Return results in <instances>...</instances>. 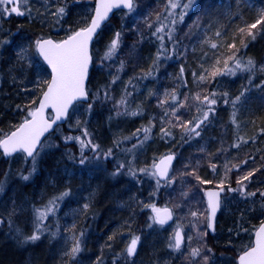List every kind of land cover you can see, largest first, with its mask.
<instances>
[{"label":"trees","instance_id":"trees-1","mask_svg":"<svg viewBox=\"0 0 264 264\" xmlns=\"http://www.w3.org/2000/svg\"><path fill=\"white\" fill-rule=\"evenodd\" d=\"M209 3L220 6L208 9L205 5ZM251 3L254 7L241 5L242 19H234L237 0H198L184 21L177 22L173 39L169 40L165 35V48L171 50L175 44V51H169V59L161 58L153 75L146 79L139 77L153 70L161 42L152 33L160 23H168L165 20L167 0H135L136 17L131 14L126 19L120 15L124 12L114 15L92 46L93 64L87 87L89 98L94 102L90 113L85 111L87 104L78 106L80 112L76 119L81 122L80 127L76 126L72 109L67 123L46 138L54 146L45 149L38 159L36 171L27 181L21 175H27L31 170V160L26 161L22 153L8 160L0 155V221H3L0 223V264H202L200 257L169 248L175 224H153L149 227L153 213L144 207L154 203L157 207L170 206L178 211L177 198L191 191L194 195L199 185L193 176L186 175L193 168L201 180L212 181L204 187H215L223 180L225 187L237 188L238 179L249 171L254 173L243 183L247 191L256 195L243 198L239 194H227V199L223 196L215 234L211 236L203 224L201 231H206L207 235L203 236L199 246L195 242L191 244L193 248H200L202 255H209L208 264H237V257L252 242L255 231L264 221V198L260 195L264 192V133L261 132L264 129V86H261L264 72L257 71L251 85L247 73H239L235 77H209L203 82L198 77L204 74L203 69L210 68L217 56L223 60L228 55L226 47H210L213 42L221 43L215 37V31L227 33L224 37L226 44L231 42L239 27L251 24L257 18L258 10L264 7V0H251ZM54 5L66 9L59 23L56 17H39H48L50 12H56L57 9L51 10ZM94 6L95 0L88 3L85 0H28L30 14L0 16V39L10 41L0 47V132L13 130L25 115L17 106L24 108L39 96L35 84L38 75L50 79V71L34 49L28 53L31 65L18 60V49L40 37L56 41L65 39L71 31L86 26ZM148 24L152 27L149 28ZM170 30L171 25L165 33ZM116 32L121 34L118 50L111 59H103ZM245 42L247 47H241L237 34L238 57L253 59L257 68L264 65V32ZM181 68L184 70L183 80L180 79ZM117 76L118 79L112 83ZM245 88L249 89L247 100L238 106L236 122L233 123L232 105L223 102L222 93L227 92L231 99ZM105 91L109 99L105 98ZM126 91L131 93L127 96V114L114 106L111 97L120 100ZM172 92L179 97L175 103L184 104L176 113L181 121H194L206 110L194 99L197 94L202 99L206 94L217 93L215 111L201 125L199 137L188 140L182 128L173 126L175 118L165 115L173 105ZM165 93L169 96L165 97ZM97 94L99 98H96ZM138 95H146L143 103H136ZM165 99L167 103L162 105L161 101ZM117 111L121 114L117 115ZM133 111L139 114L131 115ZM162 126L171 132L170 138H162ZM83 128L87 129L93 143L100 146L102 153L111 148L115 157L94 160V154L86 150L89 163L80 166L78 162L70 161L66 154L72 152L79 157V145L75 141L66 144L62 137L82 136ZM143 128L151 129L149 138L142 146L133 148L138 144V138L143 139ZM117 141H123L119 148L115 146ZM227 143L233 147L239 144V147H235L228 175L222 179L223 166L215 161L213 155ZM168 153L177 155L173 173L175 182L170 187L161 182L157 191L155 181L145 174L138 173L136 178L121 172L113 175L122 160L137 166L136 169H150L154 160ZM188 158L191 159L186 164V172L178 181L177 164ZM236 164L240 167L233 171ZM212 165H215V171ZM69 188L71 195L59 204L55 216L50 215L45 221L49 232L35 242L23 243L22 237L34 231L33 208H40ZM197 191L199 206L196 205L194 211L204 206L201 188ZM85 203L90 207L82 213ZM73 223L77 234L81 230L85 233L82 250L74 258L65 255L72 246V232L68 229ZM57 226L59 235L52 238L50 232L56 231ZM133 236L140 237L136 255L127 257L124 250ZM208 249H211V254Z\"/></svg>","mask_w":264,"mask_h":264},{"label":"snow or ice","instance_id":"snow-or-ice-1","mask_svg":"<svg viewBox=\"0 0 264 264\" xmlns=\"http://www.w3.org/2000/svg\"><path fill=\"white\" fill-rule=\"evenodd\" d=\"M198 4V0H167L166 5V15L165 20L167 24L160 23L153 31V36L159 40L160 47L157 51L153 70H150L148 73L139 77L140 79H146L151 77L154 73L156 67H158V62L161 58L169 59V51H175V44L171 50L165 48L164 40L165 35L169 40L173 39V32L175 31V26L177 22L182 23L185 16L193 8L194 5ZM28 0H0V16L8 17L11 15L24 16L30 14V9L27 7ZM254 7L251 3V0H237V12L234 15V19L241 18L242 13L240 7ZM220 5L207 4L205 7L211 9L213 7H218ZM180 9L179 12L176 9ZM113 9H124L127 14H132L137 11V6L135 0H97V5L95 7L94 15L87 22L86 26L80 27L71 33L62 40L56 41L51 38H37L31 44L26 46H21L17 52V58L20 61H27L31 65L32 60L28 55L30 49H34L35 54L42 58L43 62L50 67V79H44L42 76L37 77L35 82L36 88L39 90L40 94L38 97L32 99L30 104L24 108L17 106L20 111L25 112V115L22 117L18 125H15L13 130L8 133L0 132V155L5 157H11L13 154L22 153L24 158L27 161L29 158L31 160L32 168L27 175H21V178L25 181L36 171V165L39 157L44 153L45 149L51 148L54 145L50 144L47 139L42 141V138L45 137L46 133L54 130H59L60 123L64 122L68 118L69 109L72 108L75 112L78 110L80 104L87 103V113L91 112L92 104L94 100L89 98V89L87 87L88 76H89V67L92 63V55L90 51V45L92 43L93 37L97 35V30L101 28V25L108 19L109 14ZM66 14L65 7H58L55 13H52L57 18V23L59 20L63 19ZM160 17L157 15V20ZM171 25V30L165 33V29ZM149 28L152 27L151 24L147 25ZM257 30V31H254ZM259 32H264V7L258 10L257 18L251 24L245 23L244 26L239 27L236 32L233 33L231 42L224 43V37L227 33H222L220 30L215 31V37L219 38L221 43H211L210 47L212 49H218L220 47H226L228 49V55H226L223 60L219 56L214 60V63L208 69H203V73L198 77L199 81H206L209 77L214 79L216 76H231L235 77L239 73L248 74V83L251 85L252 78L254 77L257 71L264 72V65H261L257 68L255 61L251 58L244 60L241 57H238L239 49L236 44L237 34L240 37L241 47L246 48L247 43L246 39L250 38L254 40L256 35ZM163 33V35H162ZM120 32H116L114 38L107 46V51L103 59H111L116 51L118 50L120 43ZM10 43L6 38L0 39V47ZM175 43H179L176 41ZM222 65V66H221ZM124 65L121 62V69ZM119 71V70H118ZM183 68H181V77L183 80ZM195 73L193 76L195 77ZM117 77H114L111 81L115 83ZM131 85V81H129ZM42 86V87H41ZM264 86V82L262 85ZM134 87V86H133ZM249 91L248 88L243 89L239 95L229 99L228 93H222L223 102L225 104L231 103L233 108V123H235L236 111L238 106H242L246 100V93ZM108 92L105 91L104 96L108 98ZM131 93L126 91V95L122 97L116 107L122 109L125 114L128 113L127 109V96H130ZM165 97H168L169 94L165 93ZM171 100L173 105H170V111L165 113L166 116H172L175 118V124L173 126L180 127L186 133L187 139L190 140L194 137L200 136L201 125L204 124L209 119V114L213 113L215 109L212 107L218 103L217 93L212 92L206 94L201 99V96L197 94L194 99L200 102V105L206 107V110L200 113L199 118H194V121H181L180 117L176 115L179 108L184 107L183 103H175L179 100V97L175 92L171 94ZM96 98H99L98 94ZM187 100V97H185ZM167 103V99L161 101V104ZM35 105V107H32ZM74 105L76 107H74ZM49 109L51 112L49 113ZM200 111V108L197 109ZM121 112L117 111V115H120ZM131 115H137L138 112H131ZM172 123V121H169ZM81 122L77 120L76 126L80 127ZM140 131V130H138ZM144 135L143 139L138 138V144L133 145V148L137 146H142L143 142L149 138L150 128L142 129ZM161 136L162 138H170L171 132L167 128L161 127ZM261 132L264 133V129H261ZM184 137H182L183 139ZM63 141L67 144L69 142L75 141L79 145V157H77L72 152H68L67 158L70 161L78 162L80 166H84L89 163L90 158L85 155L86 150L91 151L94 156L92 159L99 160L101 158L108 159L112 156V149L109 148L103 153L100 151V146L93 143L91 135L88 133L86 128L82 129V136H64L62 137ZM130 139V138H126ZM123 141L115 142L117 148L120 147V144ZM247 142V141H245ZM234 147H239V144L234 145ZM124 151H131V149H125ZM203 151V149H201ZM134 159V157H133ZM175 159L174 153H168L158 160H154L151 168H140L133 170L132 163L127 165V174L134 178L139 174H145L155 181L156 190L158 191L161 187V182L165 186L170 187L175 182V177L170 175V170L172 167V162ZM247 163V161H244ZM126 167L125 163H118L116 172L113 175H119L121 170H124ZM187 167V166H186ZM213 171H215V165H212ZM230 170V169H229ZM195 169L187 172L186 175L193 176L200 184H211L212 181L201 180L199 176L195 175ZM254 173L252 171L247 172L241 179L237 180V188H231L228 186L225 189L224 181L221 180L219 184L215 186L214 189H209L203 192V195L206 197L204 201L203 210L197 209L195 211L190 210L189 214L195 220H205L206 227L208 229H213L214 231V221L218 210L221 208V194H225V199H227V193L238 192L239 195L243 198L253 197L256 195L255 192L247 191L244 181L250 180V177ZM155 192L152 193L155 196ZM71 195V189H65L62 193L57 196L52 197L48 202L41 206L40 208H33V219H34V231L31 235H26L22 237L23 243L35 242L41 238L46 232H49V226L45 223L47 218L55 216L58 211L59 204L66 198ZM183 196L187 197V193H182ZM261 197L264 198V192L260 193ZM90 204L85 203L82 206L81 212H87ZM144 207L149 208L153 215L150 217L149 227H152L153 224L164 226L168 224L173 218L172 210L168 207L160 208L157 207L154 203L144 205ZM264 207V206H262ZM3 221H0L2 223ZM76 225L73 223L68 231L72 232V246L69 251L65 252L66 256L75 257L82 249L81 242L85 233L81 230L78 234L75 232ZM247 231L246 229H241ZM198 235L201 237L206 236L207 232L200 233L199 229H196ZM60 229L57 226L56 231L50 232L52 238H56L59 235ZM113 239V237H109ZM191 240V237H188ZM140 237L133 236L129 243L127 244L124 252L127 257H133L136 255L137 245L139 243ZM184 244V234L182 229L177 226L176 230L173 233L172 239L169 241V248L179 251L181 246ZM211 254V249L207 250ZM190 255L193 257H200L202 264H208L209 255H202L200 248L191 249ZM238 264H264V222L261 223L260 227L254 233V239L251 243L246 245L241 254L238 257Z\"/></svg>","mask_w":264,"mask_h":264},{"label":"rangeland","instance_id":"rangeland-1","mask_svg":"<svg viewBox=\"0 0 264 264\" xmlns=\"http://www.w3.org/2000/svg\"><path fill=\"white\" fill-rule=\"evenodd\" d=\"M87 3L92 1V0H85ZM96 1V0H95ZM43 5H45L46 7H48L49 5H47L46 3H44ZM56 10L57 9V6L54 5L53 8H51V10ZM55 13V12H53ZM134 14L133 17H136L135 16V13H132ZM121 16H123L124 18H129L131 17V14H120ZM48 17L44 16V15H41L39 17H45V18H48V19H54L55 16L52 15V13L50 12L49 15H47ZM134 19V18H133ZM135 20V19H134ZM100 53V52H99ZM102 59V58H101ZM103 61V60H102ZM148 93H149V89H148ZM112 97V101H114V106L118 104L119 102V99L117 98L116 100L114 99V96H111ZM109 99V98H108ZM146 99V95L145 96H137L136 98V103L139 104V103H143L144 100ZM106 100V99H104ZM217 105V104H216ZM216 105L212 106L213 108L216 107ZM204 107V106H203ZM79 112H80V109L78 108V110L75 111V114H74V119L77 120L76 118L79 116ZM173 121H175V119H173ZM202 127V126H201ZM202 130L201 128L198 129V131ZM184 136H186V133L184 132ZM223 148V149H222ZM220 149H222L220 152L216 151L215 154L213 155L214 156V159L215 161H217L218 163H220L222 166H223V174L221 175V178L223 179L224 177H226L228 175L227 173V170H228V167H229V164H230V161L231 159L233 158V152L235 151V147L232 146L231 143H227L225 145H223ZM102 153V152H101ZM113 157H115V155L112 154V156L108 159H103V160H109V159H112ZM191 158H188L187 160L184 159V160H181L177 165V170H176V176L179 177L178 181L181 180V177L182 175L186 172L185 170L187 169V165L189 160ZM176 161H177V155H176ZM123 162V163H126V167L124 170H121V173H124L125 175H128L127 174V165L130 163H127L125 161H120V163ZM194 161H192L193 163ZM176 164V163H175ZM133 165V164H132ZM187 166V167H186ZM136 167L135 165H133V170H136ZM175 167V165H174ZM174 167L171 171V175H173L174 173ZM191 167V165H190ZM240 165L238 166L237 164L233 167V171H237L239 169ZM195 175L199 176L198 173H195ZM129 176V175H128ZM204 185L206 184H200L197 186V189L195 191V193H193L194 195L191 194V192H188L187 193V197L183 196V197H180V198H177V200H179L177 203L178 205L177 206H180L178 211H175V209H173L172 207L168 206V208H171L174 215H175V221H174V224H175V227H174V231L176 230L177 226L179 225V227L182 229L183 231V234H184V244L181 246V249L179 250L180 252L182 253H187L189 254L190 256V252H191V248L193 249V247L191 246V244H194L195 245H198L201 244L202 240H203V237H201L200 235H198L196 229L198 228L200 233H203L201 231V227L203 224H205V227H206V221L201 219V220H195L190 214H189V211L192 210L194 211V207L197 205L199 206V197L197 196L198 195V191L200 188L202 190V195H203V192L205 189L209 188V187H204ZM228 187H225V189H227ZM235 189V188H234ZM229 195H232V194H239L238 192H233V193H227ZM223 196H225V194L223 193ZM203 198H204V195H203ZM193 199V200H192ZM204 201H205V198H204ZM167 207V206H166ZM204 207V206H203ZM203 207L201 210H203ZM194 222V223H193ZM206 231H207V227H206ZM188 237H191L192 239L189 240ZM194 246V245H193ZM197 246V247H198ZM186 255V254H185ZM193 257V256H192Z\"/></svg>","mask_w":264,"mask_h":264},{"label":"water","instance_id":"water-1","mask_svg":"<svg viewBox=\"0 0 264 264\" xmlns=\"http://www.w3.org/2000/svg\"><path fill=\"white\" fill-rule=\"evenodd\" d=\"M96 5H97V0H96V2H95V7H96ZM95 7H94V9H95ZM120 12H126V10H124V9H113V11L109 14L108 19H107V20L101 25V28L97 30V35L93 37L92 43H91V45H90L91 55H92V46H93L94 42L96 41V39L98 38V36L100 35V33L102 32L103 28H104V27H105V26H106V25L112 20V18L114 17L115 14L120 13ZM93 15H94V11H93L92 16H93ZM91 18H92V17H91ZM39 58H40L41 61L43 62L42 58H41V57H39ZM43 63H44L45 66L48 68V70L51 72L50 67L47 66L45 62H43ZM92 63H93V58H92ZM92 63H91V65H90V67H89V75H90V71H91V68H92ZM88 81H89V76H88ZM87 86H88V82H87ZM85 104H86V103H85ZM74 106H75V105H74ZM71 110H72V108L69 109V114H68V118H67L66 121H64V122H58V123H60V126H63V125H65V124L67 123V121H68V119H69V116H70V113H71ZM48 111H49V113H50V112H51V109H49ZM55 128H56V126H54V130L50 131L49 133H46V134H45V137L42 138V141H43L44 139H46L50 134H52L53 132H55ZM17 154H20V153L18 152V153H16V154H13L11 157H5V156H4V158H5L6 160H8V159H10V158L16 156ZM28 160H30V158H29ZM175 162H176V155H175V159H174L173 162H172V167H171V170H170V175H171V171H172V169H173V167H174V165H175ZM209 189H214V188H211V187H210V188L205 189L204 191L209 190ZM204 197H205V196H204ZM205 200H206V197H205ZM222 202H223V193L221 194V208L218 210V212H217V214H216V217H215V221H214V231H213V229H208V228H207V229H208V233H209L211 236H213V235L215 234V231H216L217 220H218V217H219V215H220V213H221V209H222ZM169 209H171V208H169ZM171 210H172V209H171ZM172 213H173V211H172ZM174 221H175V215H174V213H173V218H172V220H170V221L168 222V224H166V226H168V225H172V224L174 223ZM263 222H264V221H263ZM259 227H260V226H259ZM259 227H258V228H259ZM253 239H254V237H253ZM238 257H239V256H238ZM238 257H237V264H238Z\"/></svg>","mask_w":264,"mask_h":264},{"label":"bare ground","instance_id":"bare-ground-1","mask_svg":"<svg viewBox=\"0 0 264 264\" xmlns=\"http://www.w3.org/2000/svg\"><path fill=\"white\" fill-rule=\"evenodd\" d=\"M166 155V154H165ZM164 156V155H163ZM162 157V156H161Z\"/></svg>","mask_w":264,"mask_h":264}]
</instances>
